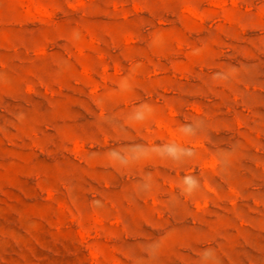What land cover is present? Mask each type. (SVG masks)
<instances>
[{
  "label": "rangeland",
  "instance_id": "374dc122",
  "mask_svg": "<svg viewBox=\"0 0 264 264\" xmlns=\"http://www.w3.org/2000/svg\"><path fill=\"white\" fill-rule=\"evenodd\" d=\"M0 264H264V0H0Z\"/></svg>",
  "mask_w": 264,
  "mask_h": 264
}]
</instances>
